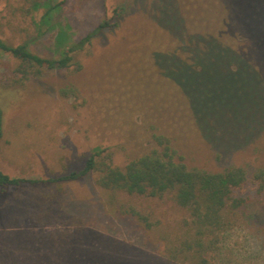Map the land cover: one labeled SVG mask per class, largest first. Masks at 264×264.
I'll return each instance as SVG.
<instances>
[{
	"label": "rangeland",
	"instance_id": "1",
	"mask_svg": "<svg viewBox=\"0 0 264 264\" xmlns=\"http://www.w3.org/2000/svg\"><path fill=\"white\" fill-rule=\"evenodd\" d=\"M179 1L181 8L190 7ZM155 3L0 0V38L26 43L43 56H57L109 18L114 6L126 7L118 25L74 53L68 67L35 74L36 68L24 65L23 74L17 71L21 61L0 51V168L42 180L0 189V264H190L171 261L162 251L160 234L177 231L185 216L171 195L113 194L96 184L98 171L59 179L80 170L95 149L122 167L158 148L153 135L161 133L189 168L236 165L251 177L264 167V117L216 140L206 137L183 93L155 69L152 52L176 45L156 23ZM45 4L52 10L41 22ZM193 8L185 9L188 21ZM66 88L72 93L64 96ZM238 192L245 202L204 264H264V189L249 181ZM118 204L147 215L152 229L116 214ZM39 212H47L41 221L34 215Z\"/></svg>",
	"mask_w": 264,
	"mask_h": 264
},
{
	"label": "trees",
	"instance_id": "2",
	"mask_svg": "<svg viewBox=\"0 0 264 264\" xmlns=\"http://www.w3.org/2000/svg\"><path fill=\"white\" fill-rule=\"evenodd\" d=\"M185 1L196 10L191 17L187 14L189 21L184 13L187 8H181L179 0H156L152 7L156 23L176 41L171 50H154L152 61L161 77L183 93L202 134L216 140L264 117V0ZM189 8L187 11L192 12ZM44 9L41 22L48 19L52 7L45 4ZM125 10L123 4L114 6L109 18L104 17L89 32L64 45L57 56H43L31 51L26 43L12 45L2 38L0 51L20 60L23 67L17 71L23 74L28 73L25 66L36 68L35 74L41 69L65 68L72 64L74 53L117 26ZM197 21L204 22L203 26ZM61 93L67 96L72 90L62 89ZM3 127L0 106V140ZM153 139L158 148L122 167L113 165L108 157L101 156L102 150L95 149L80 170L59 179L74 180L98 171L96 184L113 194L146 198L171 195L185 216L177 231L160 234L162 251L171 261L204 264L220 233L232 227L230 216L245 202L238 191L249 181L258 191L264 189V167L256 169L251 177L236 165L218 171L189 168L164 134H154ZM40 181L10 176L0 168L1 191ZM115 210L144 229L154 226L134 206L118 204ZM46 213L34 215L41 221Z\"/></svg>",
	"mask_w": 264,
	"mask_h": 264
}]
</instances>
